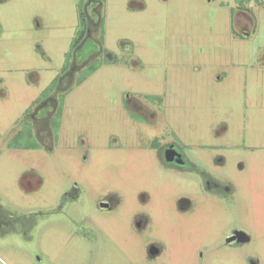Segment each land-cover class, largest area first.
<instances>
[{
    "label": "rangeland",
    "instance_id": "374dc122",
    "mask_svg": "<svg viewBox=\"0 0 264 264\" xmlns=\"http://www.w3.org/2000/svg\"><path fill=\"white\" fill-rule=\"evenodd\" d=\"M0 264H264V0H0Z\"/></svg>",
    "mask_w": 264,
    "mask_h": 264
},
{
    "label": "flooded vegetation",
    "instance_id": "af4514ba",
    "mask_svg": "<svg viewBox=\"0 0 264 264\" xmlns=\"http://www.w3.org/2000/svg\"><path fill=\"white\" fill-rule=\"evenodd\" d=\"M245 17L248 18V15H245ZM251 20V19H250ZM251 22V21H250ZM139 109L137 108L136 113L139 114V117L143 120L149 123L148 117L145 116L143 113L138 111ZM39 110H37V113ZM36 117V116H35ZM44 127V126H43ZM45 130V129H44ZM43 130V131H44ZM162 144V143H161ZM159 145L157 150V156L160 162L163 164L165 168L174 170L175 172H179L181 174H186L194 171H198V164H196L195 161H193L183 150V146L176 141L172 142H165L162 145ZM202 177L205 175L204 170H200V176ZM209 178H205V185L208 189L209 193H217L220 189L219 183L215 182L211 176H208ZM226 191H229L228 189ZM111 202H100V207L101 208H106L109 209L111 206ZM191 202L189 200H185L184 198L179 200V209L182 212H188L192 210ZM140 222V221H139ZM144 220L141 221V223L144 224ZM141 223H138L139 227H142L143 225ZM250 242L251 238L248 236L246 233L242 232L241 230H233L227 238H225V242L230 245L235 242ZM151 254H156L159 255L161 253V248L158 247L157 245L151 246L150 250Z\"/></svg>",
    "mask_w": 264,
    "mask_h": 264
}]
</instances>
